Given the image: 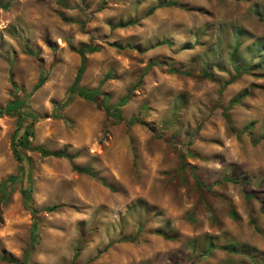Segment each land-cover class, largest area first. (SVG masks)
I'll return each instance as SVG.
<instances>
[{"label":"rangeland","instance_id":"1","mask_svg":"<svg viewBox=\"0 0 264 264\" xmlns=\"http://www.w3.org/2000/svg\"><path fill=\"white\" fill-rule=\"evenodd\" d=\"M161 1L0 0V255L264 264V0L148 13ZM84 43L99 48L80 84L110 106L126 96L121 120L103 96L68 93ZM25 130L32 147L67 156L18 146L31 165L18 161Z\"/></svg>","mask_w":264,"mask_h":264},{"label":"trees","instance_id":"2","mask_svg":"<svg viewBox=\"0 0 264 264\" xmlns=\"http://www.w3.org/2000/svg\"><path fill=\"white\" fill-rule=\"evenodd\" d=\"M0 6H2L0 4ZM163 6H181L177 0H163L160 3H158L157 6H153L151 8L148 9V13L152 12L155 10V8L157 7H163ZM131 22L127 21L125 22L123 25H127L130 24ZM98 46L92 43H84L82 45H80L78 48L75 49V51L78 53V55L80 56V64L79 67L76 71L75 77L72 81V83L70 84L69 88H68V93L69 95L72 94H77L79 96H83V97H87V98H91L93 100H98L100 96H103L101 98L100 104L103 109L105 110V113L108 116H111L113 118H115V120H121V110L120 107L123 106L127 101L128 98L126 96L122 97L120 100L117 101L116 105L110 106L107 103H105V96L104 93L100 92L99 86L96 88H92V89H86L85 87H83L80 84V81L82 79V76L85 72L86 69V54L88 53H92L94 51L98 50ZM239 48V43L236 42L235 46H234V50L232 52L233 57L235 56V54L237 53V50ZM249 67L243 66V67H235L236 72L240 73L241 71H248ZM171 71H175L174 69H171ZM42 80L38 81V83H36L35 87H38L41 84ZM224 86L221 87L220 89V93L223 91ZM248 93V91L246 89L242 90L239 94H238V98H236L233 102H237L242 96L246 95ZM23 102L20 99H15L12 100L10 102H8V104L5 107V110L7 112H11L15 109H18V105H21ZM137 120L135 119H130L129 123H134ZM29 130H25L24 134H22L21 136H19V138L16 140V143L14 144V152L16 155V158L18 159V161L23 162L25 156L22 154V152L20 151V148L26 149V150H36L37 152H39L42 156H54V157H63V156H67L65 154L64 151H51L48 150L44 147H32L30 145L28 136H29ZM264 134H262L263 136ZM19 146V147H18ZM181 158H183V155H180ZM25 160L27 161L28 165H31L30 162V158L26 157ZM184 167V165H181V167ZM21 194L24 197V199L30 203V207H32V199H31V194L29 189H22L21 190ZM55 209V206H46L44 208V210L46 211H53ZM35 211V210H34ZM252 223L254 222L252 219L250 220ZM37 222L34 221L33 223V231H32V235L34 237V242L36 241V234H37ZM136 239V237L134 236H129V237H125L123 238V241H134ZM75 256V254H74ZM0 259L5 260L7 262L10 263H16V264H24V262H20L17 258L9 255L6 256L4 254L0 255Z\"/></svg>","mask_w":264,"mask_h":264}]
</instances>
